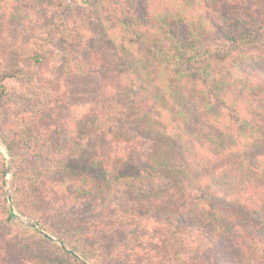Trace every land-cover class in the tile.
<instances>
[{
    "label": "trees",
    "instance_id": "16d2710c",
    "mask_svg": "<svg viewBox=\"0 0 264 264\" xmlns=\"http://www.w3.org/2000/svg\"><path fill=\"white\" fill-rule=\"evenodd\" d=\"M0 62V109L64 78L89 108L80 129L33 110L0 131L19 210L49 209L35 225L95 264H264V0H0ZM85 123L111 148L81 145ZM19 228L0 193L25 249ZM56 254L42 264H82Z\"/></svg>",
    "mask_w": 264,
    "mask_h": 264
},
{
    "label": "rangeland",
    "instance_id": "374dc122",
    "mask_svg": "<svg viewBox=\"0 0 264 264\" xmlns=\"http://www.w3.org/2000/svg\"><path fill=\"white\" fill-rule=\"evenodd\" d=\"M2 63L0 62V69H1ZM48 67L44 68V72H46L44 76H51L53 74L52 70L48 69ZM83 71L81 69H78V72ZM93 79V78H91ZM74 87H72V85ZM80 82L76 78H73L72 80H68L67 78L61 79L59 82V87L61 89V95L54 97L55 95H50L47 101H40L39 106L37 104H25L21 111H16L13 107H10L8 102L5 100L3 102L2 108L0 109V131L2 132H10L12 129L11 127V121L13 119V116H22L25 111H33V110H39L45 113L50 119L51 117L53 119H62L64 121L70 120L72 122L71 124L74 125L76 122L79 124L80 129V123H82L83 120L88 118V110L87 106L85 105V98L83 95H77L75 96V99L71 102H66V98L64 97V94L69 92H75L78 88ZM71 86V87H70ZM14 90L16 92L20 91L19 86H13ZM72 120V121H71ZM74 121V122H73ZM88 123V122H86ZM85 123V125H86ZM86 129L88 131H82L79 134V139L82 142L81 145L87 140L91 139L90 137H93L95 140L98 138L95 142V145L99 149H110L111 148V141L107 138H104V136H101L102 133H99L96 135V128L89 124L86 125ZM95 129V130H94ZM97 131V130H96ZM78 138V134H77ZM61 156V155H60ZM0 165H3L5 169V176L2 179L0 174V193L3 194L5 201L7 205L11 208V204L14 207L15 213H16V222L19 225V230H21V233L25 236V238L29 241H32L33 244L28 246L25 249L19 248V246L15 242H13L9 238H5L3 233L0 234V264H42V258L45 256H50L52 259H58L64 258L62 257V254H56L58 252V248L67 252L64 250L59 243L55 242L54 239L59 238L55 237L52 233L45 231L40 226L35 225L34 223V216H40L39 214L42 213L44 217L47 219L50 218L49 216V209L46 207V203L44 204H37L31 199H24V205L23 210L27 213H22L19 210V194H21V188H23L17 180L14 178V174L17 173V167L13 163V157L9 152V149L7 148L6 144L4 143L3 139L0 136ZM1 170V167H0ZM30 188V187H29ZM26 214V215H24ZM35 225V226H34ZM29 227H33L34 229L38 230L36 227L40 228L42 231L38 232L41 234L42 237H44L47 241L41 242V244L38 242L37 238L38 235H34L33 231L30 230ZM29 228V229H28ZM45 233V235L43 234ZM149 233H153V230H150ZM158 235L155 237L154 242H149L146 245L153 246V249H158L163 247L162 245V236L160 235V232H157ZM12 243H10V242ZM140 242H144V240L140 239ZM65 246H67L69 249L75 251L77 254L85 258L83 255H81L77 250L71 247V245L64 243L61 241ZM144 244V243H143ZM56 246L57 249H56ZM70 254L69 252H67ZM72 255V254H70ZM73 256V255H72ZM74 257V256H73ZM193 256H189V258ZM76 258V257H74ZM77 259V258H76ZM86 261L89 264H95L93 261L91 262V259L88 260L85 258ZM78 260V259H77ZM79 261V260H78ZM80 262V261H79ZM63 264H68L65 261H62ZM82 263V262H80ZM83 264V263H82Z\"/></svg>",
    "mask_w": 264,
    "mask_h": 264
},
{
    "label": "water",
    "instance_id": "95a60500",
    "mask_svg": "<svg viewBox=\"0 0 264 264\" xmlns=\"http://www.w3.org/2000/svg\"><path fill=\"white\" fill-rule=\"evenodd\" d=\"M11 207H12V212H13V215L16 217V213H15V210H14V207L13 205L11 204ZM35 226V225H34ZM39 231H42L40 228L36 227ZM43 234L45 235V233L43 232ZM55 242L59 243L60 246L66 250L67 252H69L70 254H72L74 257H76L80 262H82L83 264H89L85 258H83L82 256H80L79 254H77L75 251L69 249L67 246H65L61 241H59L58 239H54Z\"/></svg>",
    "mask_w": 264,
    "mask_h": 264
}]
</instances>
